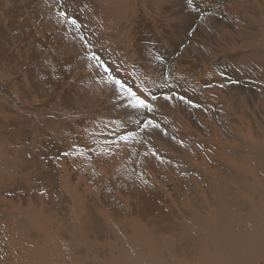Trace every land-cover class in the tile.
Wrapping results in <instances>:
<instances>
[{
    "label": "bare ground",
    "instance_id": "6f19581e",
    "mask_svg": "<svg viewBox=\"0 0 264 264\" xmlns=\"http://www.w3.org/2000/svg\"><path fill=\"white\" fill-rule=\"evenodd\" d=\"M0 264H264V0H0Z\"/></svg>",
    "mask_w": 264,
    "mask_h": 264
},
{
    "label": "snow or ice",
    "instance_id": "6c2138e0",
    "mask_svg": "<svg viewBox=\"0 0 264 264\" xmlns=\"http://www.w3.org/2000/svg\"><path fill=\"white\" fill-rule=\"evenodd\" d=\"M191 2V0H190ZM60 16L64 17L65 19H69L70 22L73 25H76L79 27L80 25L77 22V19L74 17H69L66 12L61 11ZM83 39V38H82ZM85 44H88V41H84ZM91 59H94L97 61L98 66L103 67L105 73H107L109 80L108 82L111 84H114L115 86L118 87L119 91L128 98V104L130 107L134 109H140V110H146L148 112L154 111V103L158 97L156 95L151 94V92L147 88L140 89L137 86V89L134 90L133 87L129 86L127 81L122 80L119 78L118 73H119V68L113 70L110 66H108L102 58L97 55L96 53H92ZM172 96H165L164 99L171 101ZM179 99L184 100L185 97L181 96ZM188 103H191V101H187ZM149 125H152L154 127H158V125H153L152 121H148L145 124V127H148ZM133 134H129V136H122L120 139L127 142L130 137H132Z\"/></svg>",
    "mask_w": 264,
    "mask_h": 264
},
{
    "label": "rangeland",
    "instance_id": "374dc122",
    "mask_svg": "<svg viewBox=\"0 0 264 264\" xmlns=\"http://www.w3.org/2000/svg\"><path fill=\"white\" fill-rule=\"evenodd\" d=\"M223 77H226V76L223 75ZM226 78H227V77H226Z\"/></svg>",
    "mask_w": 264,
    "mask_h": 264
}]
</instances>
